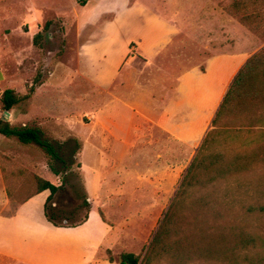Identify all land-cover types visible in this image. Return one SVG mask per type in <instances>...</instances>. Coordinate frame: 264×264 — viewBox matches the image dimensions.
Returning <instances> with one entry per match:
<instances>
[{
    "label": "rangeland",
    "instance_id": "rangeland-1",
    "mask_svg": "<svg viewBox=\"0 0 264 264\" xmlns=\"http://www.w3.org/2000/svg\"><path fill=\"white\" fill-rule=\"evenodd\" d=\"M96 1L89 0L87 7H80L77 0H0V120L8 118L1 106L6 89L25 95L30 87H36L37 92L43 86L38 99L47 103L46 112L37 110L33 98L28 108L21 106L9 112L7 122L39 128L43 139L56 146L60 157L73 166L66 170L65 164L52 160L38 145H24L15 138H0V163L7 178L6 193L9 189L11 199L17 203L37 190L39 179L60 187L57 202L64 214L74 210L75 202L86 193L91 210H96L99 218L102 212L110 226L108 244L103 248L106 264L118 263L122 253L140 255L143 262L203 142L184 148L177 141L168 140L136 108L146 116L157 117L155 110L161 104L157 100L166 80L178 77L165 76V66L171 65L178 75L182 72L179 66L183 70L200 62L186 57L179 61L177 46L171 62L162 58L149 62L147 58L136 59L128 64L135 71V83L124 91L121 88V93L114 87V96L99 89L98 74L109 69L112 79L116 78L115 67L125 51L137 57V52H131L133 46L148 48L157 39L163 27L156 22L155 14L180 29L176 42L180 37L188 39L186 49L192 59L194 53L201 51L210 55L206 52L207 44L216 49L226 43L235 47L238 55L246 53L253 57L264 50V42L239 23L231 10L238 0H108L102 16L93 19L90 15ZM108 22L112 25L104 34ZM37 35L40 37L35 43ZM88 46H96L97 51L92 55ZM260 114L261 124L236 130H244V138L234 133L229 139L232 151L243 147L251 152L263 146L264 107L260 108ZM74 139L81 148L72 160L74 147L66 144ZM2 191L5 193L0 189V204ZM218 192L221 197L230 193L237 208L232 220L264 236V213H245L250 207H264V162L254 163L248 171L220 185ZM45 198L46 194L32 201L33 219L22 213L16 224L2 226V233L10 240L20 233L16 241L23 247L13 249L12 243L6 241L9 249H0V254L6 252L15 258L44 264H69L75 237L66 232L27 229L31 222L38 223L40 218L45 221ZM85 233L88 238L85 243L93 248L103 230L94 220ZM258 243L257 250H261L263 242ZM52 248L61 255L52 259L42 255ZM84 254L89 258L93 251L88 249ZM23 263L0 255V264ZM150 264L178 263L158 256L151 257Z\"/></svg>",
    "mask_w": 264,
    "mask_h": 264
},
{
    "label": "trees",
    "instance_id": "trees-1",
    "mask_svg": "<svg viewBox=\"0 0 264 264\" xmlns=\"http://www.w3.org/2000/svg\"><path fill=\"white\" fill-rule=\"evenodd\" d=\"M88 2L77 0L80 7H85ZM231 10L242 26L257 33L264 42V0H238L232 4ZM39 37H35V43ZM35 92L34 86L25 95L6 89L1 96L2 109L11 112L21 106L28 108ZM261 107H264V50L253 56L234 79L212 122V130L207 133L184 176L144 261L140 255L122 253L118 264H150V258L158 256L178 264H264V236L253 232L248 225L232 220L237 208L230 200L231 195L225 192L221 197L218 192L220 185L248 171L254 163L264 162V144L246 152L243 147L232 151L228 143L234 133L244 138L245 131H236L238 128L261 124ZM26 112L27 109L24 110ZM0 135L15 138L24 145H38L52 160L65 164L66 170L73 166L60 157L56 146L43 139L39 128L14 126L1 119ZM66 146L74 147L71 159H76L80 143L74 139ZM4 178L7 184L5 175ZM46 190L50 195L45 204V217L53 226L75 228L89 220L91 203L86 193L75 202L74 210L64 214L57 202L60 187L44 179H39L37 190L19 203ZM7 195L12 198L9 189ZM253 211L264 213V207H250L245 213ZM99 214L106 223L103 213ZM260 240L263 248L257 250ZM107 253L113 263L111 250Z\"/></svg>",
    "mask_w": 264,
    "mask_h": 264
},
{
    "label": "crops",
    "instance_id": "crops-1",
    "mask_svg": "<svg viewBox=\"0 0 264 264\" xmlns=\"http://www.w3.org/2000/svg\"><path fill=\"white\" fill-rule=\"evenodd\" d=\"M107 2L108 0L96 1L92 6L90 16L93 17V19L101 17L106 8H108L106 6ZM116 12L118 13V11ZM155 20L158 24L162 25V33L158 35L157 39L152 42L148 48L142 49V47L138 48L133 46L131 48V52H137V57H133L128 53V51H125L115 67L116 78L112 79L109 69L99 73V89L104 90L105 92L110 91V94L113 95L112 93L114 87L117 88L118 93H121L122 90L124 91L126 86L132 87L135 83L134 78H136V76L134 73L135 71L131 67H128V64L135 63L136 59L145 60V58L148 59V62L150 60L155 61L160 58H162L164 62H171L174 60L173 52L175 51V46H177L180 51L179 61L184 59L182 57H186L195 62H200V64H196L183 70H181L182 68L179 66L178 70L182 72L178 75L171 65H169V67L165 66V76H169L171 78H173V76L178 77L172 81H170V79L169 81L166 80L165 89L159 94L160 96L157 100L161 103L155 110L158 116H146L138 108V106L136 111L144 116L147 119V122H149L153 128H156L161 135L167 136L168 140L173 139L179 144H182L184 148L187 146L193 148L203 142L234 79L246 63L252 58V56L248 57L246 53H244V55L241 54L240 56L236 53L235 47L226 43L216 49L211 47L210 44H207L206 52L210 53V55H204L201 51L199 53H194L195 56L193 59L189 58L190 53H187L186 49L188 47V39L180 37L179 42H176V40H178V36H180V29H178L175 25H172L171 21L166 20V18L160 15L155 14ZM110 25H112V22H108L107 25H105L104 34ZM88 48V51L92 55L95 51H97L96 46H88ZM123 66L124 68L121 69ZM167 70L169 71L168 73L166 72ZM44 89L45 88L43 86L40 87V89L35 92L36 95L34 94L33 96V103L37 110L41 113H44L47 110V103L44 104L45 101L38 99V95L41 92L43 93ZM152 98L156 99L155 96H152ZM119 101L122 103L125 102L123 97H120ZM108 106L109 104L106 105L105 108H108ZM133 109L135 110V108ZM0 138L7 139L2 135H0ZM6 188L7 184L3 175L2 165L0 163V189L5 190V193L2 191L3 197L0 204V249H9L6 243L7 241L12 243L13 249L20 250L23 246L18 243L16 239L21 237V234L18 233L10 240L11 237L2 233V226L12 222L16 224L19 222L17 220L19 215L22 213L30 214V219H33V215L31 214L33 211L32 201L44 194H46V200L50 195V192L46 190L23 203H17L15 200L8 197ZM93 210L94 209H92L89 214V220L85 224L75 228L55 227L49 223L45 217V221H42L40 218L38 223L31 222L28 224L29 227L27 229L38 232L42 229L41 231L43 232L51 231L56 234H58V232H66V235L75 237L76 241L73 244L72 259L69 261V264H100L101 261L103 264H106V253L103 248L108 244L107 238L110 236V226L102 221L101 217H98L96 210ZM10 211H13L12 214H8ZM38 213H42V211H38ZM43 213H45V210H43ZM94 220H97L99 227L103 230V234L100 235L93 248H88V244L85 243L88 239L86 236L87 234L85 233V228ZM32 245L36 246V244ZM88 249L93 251V254L89 256V258L85 257L84 254V251ZM57 254L60 253L55 252L54 248H52L50 251L45 252L42 255H49V259H52L53 256ZM0 255L15 263L24 262L23 264H44L41 262H34L26 258H15L6 252H2ZM77 256H79V259ZM101 258H103V260ZM114 263L118 264L117 262Z\"/></svg>",
    "mask_w": 264,
    "mask_h": 264
},
{
    "label": "water",
    "instance_id": "water-1",
    "mask_svg": "<svg viewBox=\"0 0 264 264\" xmlns=\"http://www.w3.org/2000/svg\"><path fill=\"white\" fill-rule=\"evenodd\" d=\"M6 115L8 116V118H5L4 120L5 121H8L9 120L10 113L9 112H6Z\"/></svg>",
    "mask_w": 264,
    "mask_h": 264
}]
</instances>
